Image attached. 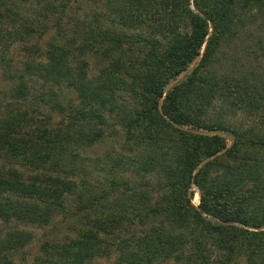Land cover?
<instances>
[{
	"label": "trees",
	"instance_id": "obj_1",
	"mask_svg": "<svg viewBox=\"0 0 264 264\" xmlns=\"http://www.w3.org/2000/svg\"><path fill=\"white\" fill-rule=\"evenodd\" d=\"M104 1L106 23L91 15L80 30L85 46L104 44L103 56L114 54L110 68L87 75L85 62L68 60L70 41L47 44L43 61L24 62L25 70L50 84L47 90L69 88L75 103L62 105L51 91L39 97L66 117L65 131L42 142L21 104L5 106L0 153L32 166L37 176L24 182L12 171L0 175V222L42 228L63 216L75 224L72 238L42 243V254L29 264H94L110 255V264H264V127H230L220 109L218 118L206 116L223 104L264 118V85L215 69L219 43L233 39L248 21L247 9L264 0H191L195 12L189 0ZM69 3L0 0V46L41 35L45 22L58 24ZM130 45L148 51L136 59ZM85 46H76L77 54ZM1 67L8 74L9 64ZM10 92L24 101L22 85ZM108 128L120 140L97 166L105 189L95 192L78 158ZM191 186L197 207L190 203ZM30 239L22 230L6 233L0 264H13Z\"/></svg>",
	"mask_w": 264,
	"mask_h": 264
},
{
	"label": "rangeland",
	"instance_id": "obj_2",
	"mask_svg": "<svg viewBox=\"0 0 264 264\" xmlns=\"http://www.w3.org/2000/svg\"><path fill=\"white\" fill-rule=\"evenodd\" d=\"M103 2L105 1L75 0V2H72V0H70V3L63 8V15L60 14L61 16L58 18V24L54 21L45 22L47 29H45L41 35L29 38L25 44L15 42L8 48L0 46V94H2L0 98V115L2 112L6 111L5 106L10 102L21 104L20 110L25 109L28 115L31 114L27 122L39 142H42L43 138L46 139L48 134L51 135L57 132L59 135L60 131H65L62 127L63 123L66 122V117H64L63 114H56V112L51 110L50 105H44L39 100V97L45 95V97L48 98V93L51 91L55 93L56 100L65 106H68L69 103H75V97L72 91L64 85L53 86L50 90H47L50 84L39 76L32 74L31 70H25L24 62L28 60H33V63H36V61H43L42 58L47 44L53 43L58 46H64L65 44L67 45V41H70L73 43V50L71 51L72 54L68 56V60L70 59L71 64H78L79 60L85 62L87 75L94 76L97 74L98 70L104 67L110 68L115 58L114 54L105 58L103 56V51L105 49L104 44H95L90 48L85 46V43L83 44L82 41L83 35L80 30L81 27L85 25L84 22L92 19L88 17L96 16L97 19L101 21L102 25L106 23L104 18H102V16L107 13V8H102ZM189 2L190 10L195 12L191 5V0H189ZM247 10L246 16L248 21H246L245 26L236 33L233 39L224 40V42L219 43L217 46L216 57L218 58V62L215 64V69L218 73L251 79L263 86L264 4L262 6L248 8ZM28 17L31 18V15L29 14ZM141 32L147 34V29L143 28ZM208 34H211V29H209ZM76 46H85L84 48L86 49L83 53L77 54ZM128 49V54L130 56H135V58L145 55L148 51V48L142 45H130ZM1 60H3V63ZM1 64H9L8 74L2 70ZM192 65L193 64H191L188 69H190ZM24 70L26 72H23ZM126 75L128 77L124 78L128 80L132 75V70L129 69ZM18 76L21 77V79H19ZM181 77L182 75L178 79ZM15 85H22L23 87L25 96L23 102L11 98L10 89L15 87ZM50 99L52 100L53 98L50 96ZM31 108L39 110L31 113ZM218 109H220V119L224 120L230 127L238 128L242 131L250 127H257L259 124L264 127V118H260L258 115L250 117L241 111H231L223 104H216L214 108H210L206 114L207 119L212 120V118H218ZM47 116H49L51 120H48ZM24 130L28 131V128L25 127ZM114 130L115 129L112 130L110 128L104 129L105 134L103 135L102 141L96 146L84 152H80V159L78 158L81 167L87 164L86 169L89 172L87 177L88 182L85 184L95 188V192L101 188L105 189V186L102 185L104 175H102V173L98 174L100 172V167L97 166H101L104 161V157H102L104 153L114 150L117 145L116 142L120 140L119 134H116ZM42 132H44V136ZM32 139H34L33 136ZM226 143L227 146L230 145L229 139L226 140ZM6 155L5 152L0 153V175H6L8 172L12 171L15 172V174L17 173V176L24 182H30L33 180L34 176H37L32 166L21 161L10 159ZM75 180L77 181V179ZM150 182L154 183V179L151 178ZM245 186L244 190L249 188L247 185ZM189 191L192 192L190 203L193 207H197V190L191 186ZM15 229L25 231L30 235L31 239L27 246L17 251L12 256L11 261L13 264H29L34 256L42 254L39 252V246L42 243H65L74 236L76 227L74 223L70 220L68 221L63 216H55L49 225L42 228L16 221H12L8 224L0 222V239H2L6 233ZM112 260L113 256L110 255L106 259L93 260V263L110 264ZM168 264L172 263L168 262Z\"/></svg>",
	"mask_w": 264,
	"mask_h": 264
}]
</instances>
